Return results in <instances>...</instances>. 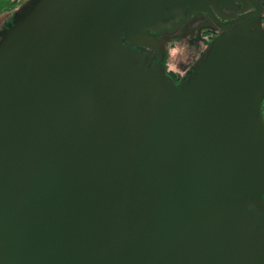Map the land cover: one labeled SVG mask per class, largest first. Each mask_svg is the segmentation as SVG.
I'll return each instance as SVG.
<instances>
[{"label": "water", "instance_id": "1", "mask_svg": "<svg viewBox=\"0 0 264 264\" xmlns=\"http://www.w3.org/2000/svg\"><path fill=\"white\" fill-rule=\"evenodd\" d=\"M243 0H29L0 30V264H264V28L175 84L151 33ZM160 56H163L161 51Z\"/></svg>", "mask_w": 264, "mask_h": 264}, {"label": "flooded vegetation", "instance_id": "2", "mask_svg": "<svg viewBox=\"0 0 264 264\" xmlns=\"http://www.w3.org/2000/svg\"><path fill=\"white\" fill-rule=\"evenodd\" d=\"M250 18H259L264 28V0L235 1L229 9L218 8V12L211 9V14L196 12L188 18L183 16L174 21L169 28L162 27L157 32L151 33L153 38L164 39L165 44L162 50L148 52L146 60L150 65L159 64L164 68L166 76L180 85L181 81L190 75L195 62L205 53L209 43L219 32ZM10 22L3 24L0 30ZM177 44L191 48L189 65L181 67L179 72L168 69L166 55L167 50ZM161 51H163L162 57Z\"/></svg>", "mask_w": 264, "mask_h": 264}, {"label": "rangeland", "instance_id": "3", "mask_svg": "<svg viewBox=\"0 0 264 264\" xmlns=\"http://www.w3.org/2000/svg\"><path fill=\"white\" fill-rule=\"evenodd\" d=\"M29 0H0V28L12 20L13 15ZM191 48L187 45H174L167 50V66L170 70L180 71L184 65H189ZM263 116V113H262Z\"/></svg>", "mask_w": 264, "mask_h": 264}, {"label": "trees", "instance_id": "4", "mask_svg": "<svg viewBox=\"0 0 264 264\" xmlns=\"http://www.w3.org/2000/svg\"><path fill=\"white\" fill-rule=\"evenodd\" d=\"M262 113H263V119H264V97H263V100H262Z\"/></svg>", "mask_w": 264, "mask_h": 264}]
</instances>
